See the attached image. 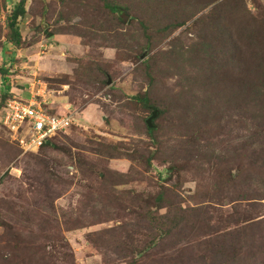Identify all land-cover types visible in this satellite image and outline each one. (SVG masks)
Masks as SVG:
<instances>
[{
    "label": "rangeland",
    "instance_id": "obj_1",
    "mask_svg": "<svg viewBox=\"0 0 264 264\" xmlns=\"http://www.w3.org/2000/svg\"><path fill=\"white\" fill-rule=\"evenodd\" d=\"M2 1L0 70L7 80L0 74V114L11 80L37 97L42 91L47 102H69L78 114L93 105L101 118L88 124L78 117L69 132L28 153L0 122V264H140L147 257L137 249L153 233L147 212H156L160 192L167 203L160 214L210 205L226 214L239 209L240 221L252 217L264 225V89L255 65L240 67L222 56L247 43L263 54L264 0H138L142 17L158 29L149 54L156 57L152 82L144 60L128 55L134 41L93 38L102 21L107 32L101 34L121 32L110 28L99 0H73L67 7L61 0H29L18 48L7 42V19L20 0ZM184 19L190 20L181 28L163 31L165 22ZM199 35L214 36L221 46L203 50ZM46 59L57 63L52 71L41 64ZM92 63L105 67L106 85L91 74ZM147 97L167 112L153 136L146 128L152 114L144 108ZM100 144H123L130 157L109 158ZM159 146L163 154L150 168L149 152ZM240 196L263 200L257 206L233 202ZM227 224L223 219L218 226L215 218L211 231L197 228L163 258L147 259L160 264L175 250L201 254L211 238L235 232ZM240 226L237 234L251 225Z\"/></svg>",
    "mask_w": 264,
    "mask_h": 264
},
{
    "label": "trees",
    "instance_id": "obj_2",
    "mask_svg": "<svg viewBox=\"0 0 264 264\" xmlns=\"http://www.w3.org/2000/svg\"><path fill=\"white\" fill-rule=\"evenodd\" d=\"M29 0H20L18 4L14 6V8L11 10L10 14L8 15L7 19V42L14 45L15 47H20L22 45V35L20 30V20L24 18L27 13V3ZM73 0H61L62 6H70ZM102 3V9L108 14L110 17V28L113 29L116 33L119 29L125 32L129 33H121L117 34V36H105L104 34H101L103 32H107L105 29V25L102 24L105 23L102 21L99 24V32H95L93 35V38L96 40H100L104 38V41H112L114 38H117L119 42H125L128 43L130 41H134L133 45H130V48L128 51L130 52L131 56H134L138 59L144 60L141 64V67L144 70L145 75L147 78L152 82V67L155 62L154 57H149V54L154 50L155 44H156V38L158 29L157 26L152 24L151 19L148 20V17L143 16L142 12H140V8L137 5L138 0L130 1L125 0L123 3H119L118 0H99ZM162 4L165 0H159ZM219 0H214L211 4L218 2ZM243 2V0H242ZM3 8H6V3L0 0V12L3 11ZM161 13H163V9L159 10ZM201 10H196L194 13L198 14ZM152 17L156 12H152ZM141 14V17L139 16ZM145 17V18H144ZM151 18V16L149 17ZM168 18V17H167ZM153 19V18H152ZM154 20V19H153ZM190 19H184L183 21H177L175 23H166V26H164L163 31H174L177 28H181ZM107 26H109V23L106 22ZM106 26V27H107ZM252 26L250 23L248 24V27ZM199 38H201L202 42L200 45L201 49L204 50V48L207 49H214L216 47L221 46V41L219 39L216 40V37L208 35L207 40L202 36L199 35ZM207 41V42H206ZM219 42V44H218ZM119 47L121 46L120 43ZM129 45L127 44V47ZM235 49V48H234ZM228 49H224V52L222 54L223 58L226 59L227 63H235L238 66H253L256 67V73L258 77V83L257 85L260 87L261 90L264 89V52L263 54H260L257 50L256 46L254 44H245L243 48L239 47L236 48L233 52L227 51ZM222 53V52H221ZM220 53V54H221ZM252 53V54H251ZM92 67L91 71H94L91 73L94 77H96L101 85H106L108 80V73L104 69L101 64L98 63H92L90 65ZM9 73H11V70H6ZM1 72L3 79L5 81L7 80L6 72ZM233 86H235L236 81L231 80L230 82ZM4 84V82H3ZM10 85H6L4 87V91L6 93H9L10 98ZM7 99V100H8ZM5 101V104L7 102ZM260 100V98H259ZM144 102V108L146 110H152L155 109L158 110L157 118L153 121L154 127L149 128L146 121V128L151 136L154 135L158 130V128L155 127L156 121L160 119L162 116L166 115V108L159 106L151 101L149 97L142 100ZM260 102L263 104V102L260 100ZM246 107H248L250 104L248 101L244 102ZM243 103V104H244ZM4 104V106H5ZM264 105V104H263ZM4 106L2 107L1 112L4 109ZM52 114L51 112H49ZM151 114V115H152ZM3 126V125H2ZM64 133V132H62ZM66 133V132H65ZM64 133V134H65ZM61 133L53 136L51 139L47 141V143L42 147L50 145L53 140L56 138V136L60 135ZM197 134L200 136V132L197 131ZM17 145V144H16ZM123 144L120 145H109V144H100L102 153L107 155L109 158H115V157H124L125 155L130 154H123L121 151V147ZM18 146V145H17ZM20 149V147L18 146ZM41 148V149H42ZM156 153L149 152V157L147 158V165L151 168L152 163L154 160L159 159L160 155L163 154L161 147H158ZM21 150V149H20ZM22 151V150H21ZM23 152V151H22ZM130 157V156H129ZM227 182L230 186V182ZM220 187V186H215ZM223 188V187H222ZM218 189L216 188L215 191ZM166 195L164 192H160L156 197L155 200L158 201L157 204V210L152 211L149 210L147 212V216L149 219V223H151L153 228V233L151 236L150 242L146 246H142L139 249H137V252L140 253L141 256L144 255L147 258L152 254L153 256L158 257L161 259L163 258V254L169 250V249H176V247L181 246L183 241H186L187 239H190V235L192 232H194L197 228H200L202 226L206 227L209 231H211V221L215 218H217V225L219 226L221 224V220L226 219L228 224L225 226V229L230 230L235 227V232H229L226 234H222L220 236H217L215 238H211L209 241V245L206 246L205 251L201 254L193 255L190 253H187V249L184 251L181 250H175L174 254H170V260H164L163 263L160 264H264V225L261 224L259 221H253L252 217L248 218L243 222L239 219L242 217V214L239 209H235L233 214H226L223 211L219 210L215 206L205 205L202 207H195V208H183L182 206H178L175 210L166 213V214H160V210L167 205L165 203L166 201ZM196 200V197L193 198ZM263 199H258L256 197L251 198L248 196H240L236 198L233 202L241 201V202H253L255 203H249L251 206H257L256 203ZM181 202H178V204ZM177 204V203H176ZM169 205H172V203H169ZM210 206V207H209ZM258 215L260 216V212H258ZM240 217V218H239ZM240 224L243 225H251L248 228H244L243 231L239 232L241 228ZM244 227V226H243ZM193 235V234H192ZM207 244V242H206ZM134 252L135 250L132 249ZM131 250V255H133V251ZM147 258L145 260L141 261L140 264H151L152 262L149 261ZM147 259V260H146ZM138 260H132L128 262V264H138Z\"/></svg>",
    "mask_w": 264,
    "mask_h": 264
},
{
    "label": "built area",
    "instance_id": "obj_3",
    "mask_svg": "<svg viewBox=\"0 0 264 264\" xmlns=\"http://www.w3.org/2000/svg\"><path fill=\"white\" fill-rule=\"evenodd\" d=\"M74 113L50 114L43 106L17 96L8 99L0 114V122L23 153L35 152L53 136L76 125Z\"/></svg>",
    "mask_w": 264,
    "mask_h": 264
},
{
    "label": "crops",
    "instance_id": "obj_4",
    "mask_svg": "<svg viewBox=\"0 0 264 264\" xmlns=\"http://www.w3.org/2000/svg\"><path fill=\"white\" fill-rule=\"evenodd\" d=\"M42 63H43V65L45 64L44 69H46L47 71H52V68L55 67V64H57L52 59H46L43 62H41V64ZM7 85L8 86L10 85L12 87V88L10 87V89H11L10 93L12 96H17L18 98L22 99V94L27 93L28 95H30V99L29 100L22 99V100L28 101V102L33 101V102L43 106L45 109H47L52 114L66 115L68 113H74L77 119H78V117H80L79 118L80 120H82L84 123H88V124L96 122L97 118H101V116L98 114V111L96 110L95 106H93V105L87 107L84 111L81 112V114H78L76 110H73L71 108V105L69 104V102H65V100L64 101L63 100L57 101V102L55 100H51V101L47 102L46 96L40 95L42 91H39V94H38L39 96L37 97V96H35L33 91H28V90L23 91L22 89H16L14 87V84L11 82V80ZM46 104L48 106H46ZM103 124L104 123H102V125L100 127H102ZM69 130L67 132H69Z\"/></svg>",
    "mask_w": 264,
    "mask_h": 264
},
{
    "label": "water",
    "instance_id": "obj_5",
    "mask_svg": "<svg viewBox=\"0 0 264 264\" xmlns=\"http://www.w3.org/2000/svg\"><path fill=\"white\" fill-rule=\"evenodd\" d=\"M109 84H111V82H109ZM157 115H158V110L155 109L153 111V114L147 119V125L149 126V128L154 127L153 121L157 118Z\"/></svg>",
    "mask_w": 264,
    "mask_h": 264
}]
</instances>
